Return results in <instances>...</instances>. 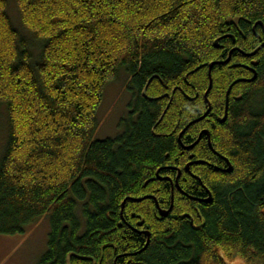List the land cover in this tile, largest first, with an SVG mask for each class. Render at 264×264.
<instances>
[{
	"label": "trees",
	"instance_id": "16d2710c",
	"mask_svg": "<svg viewBox=\"0 0 264 264\" xmlns=\"http://www.w3.org/2000/svg\"><path fill=\"white\" fill-rule=\"evenodd\" d=\"M15 2L41 47L0 0V235L47 215L37 264H264V0Z\"/></svg>",
	"mask_w": 264,
	"mask_h": 264
},
{
	"label": "rangeland",
	"instance_id": "374dc122",
	"mask_svg": "<svg viewBox=\"0 0 264 264\" xmlns=\"http://www.w3.org/2000/svg\"><path fill=\"white\" fill-rule=\"evenodd\" d=\"M6 12L20 35L29 43L33 55L40 53V43L27 31L20 20L15 0H7ZM127 74L121 70L117 77L106 85L103 101L98 110L99 128L94 138L114 137L122 130L121 121L127 117L130 94L127 92ZM6 112L0 108V154L7 132ZM50 231L49 218L42 216L29 226L26 232L15 235H0V264H37L47 248ZM233 264H244L240 259Z\"/></svg>",
	"mask_w": 264,
	"mask_h": 264
},
{
	"label": "water",
	"instance_id": "95a60500",
	"mask_svg": "<svg viewBox=\"0 0 264 264\" xmlns=\"http://www.w3.org/2000/svg\"><path fill=\"white\" fill-rule=\"evenodd\" d=\"M208 75H209V79L211 80V78H210V66H209V72H208ZM205 97H206V95H205ZM227 103H228V94H226V102H225V114H226V109H227ZM224 116H226V115H224ZM207 135H208V132H205Z\"/></svg>",
	"mask_w": 264,
	"mask_h": 264
}]
</instances>
